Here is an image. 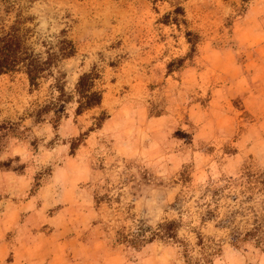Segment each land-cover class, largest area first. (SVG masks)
<instances>
[{"label": "rangeland", "instance_id": "374dc122", "mask_svg": "<svg viewBox=\"0 0 264 264\" xmlns=\"http://www.w3.org/2000/svg\"><path fill=\"white\" fill-rule=\"evenodd\" d=\"M15 13L75 50L0 73V264H264V0H0L1 32Z\"/></svg>", "mask_w": 264, "mask_h": 264}, {"label": "trees", "instance_id": "16d2710c", "mask_svg": "<svg viewBox=\"0 0 264 264\" xmlns=\"http://www.w3.org/2000/svg\"><path fill=\"white\" fill-rule=\"evenodd\" d=\"M29 17L15 13L8 27L0 31V73L21 71L25 74L28 84L36 86L39 79L53 76V70L63 57L69 56L75 50V45L69 39L64 29H60L54 42L46 38L40 40L43 49H36L31 40V29L25 25ZM97 73L93 69L81 72L75 81L74 88L75 113L85 108L99 104L101 91L94 87V78ZM5 122L0 121V128Z\"/></svg>", "mask_w": 264, "mask_h": 264}, {"label": "crops", "instance_id": "0c3cea01", "mask_svg": "<svg viewBox=\"0 0 264 264\" xmlns=\"http://www.w3.org/2000/svg\"><path fill=\"white\" fill-rule=\"evenodd\" d=\"M18 207H19V205H18ZM9 211L11 212V211H12V209H10ZM55 262H56V261H53L52 263H55Z\"/></svg>", "mask_w": 264, "mask_h": 264}]
</instances>
